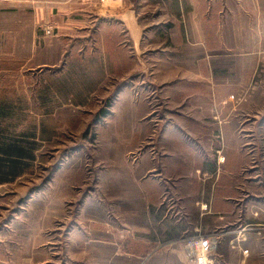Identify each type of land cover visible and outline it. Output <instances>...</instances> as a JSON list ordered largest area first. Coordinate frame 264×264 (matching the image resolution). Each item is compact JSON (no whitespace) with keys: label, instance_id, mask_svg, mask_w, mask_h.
<instances>
[{"label":"rangeland","instance_id":"374dc122","mask_svg":"<svg viewBox=\"0 0 264 264\" xmlns=\"http://www.w3.org/2000/svg\"><path fill=\"white\" fill-rule=\"evenodd\" d=\"M86 1L0 0V137L25 151L0 167V264H182L171 253L144 263L118 255L119 237L132 241L148 220L137 199L145 165L141 185L164 211L156 225L179 228L170 247L186 249L184 264L188 244L203 238L205 264H264V19L249 0H221L205 25L186 26L187 42L168 40L165 26L156 42L145 37L139 66L130 46L118 47L127 35L97 22L107 0ZM177 78L215 84L235 125L221 155L198 150L206 160L197 169L167 159L181 150L167 149L165 130L173 110L215 120L165 92ZM199 195L208 203L194 233Z\"/></svg>","mask_w":264,"mask_h":264},{"label":"crops","instance_id":"0c3cea01","mask_svg":"<svg viewBox=\"0 0 264 264\" xmlns=\"http://www.w3.org/2000/svg\"><path fill=\"white\" fill-rule=\"evenodd\" d=\"M70 1L71 5L69 7L71 9H80L91 5V2L86 0H76V2L69 0V3ZM221 3V0H107L105 4L100 5L105 9H100V17L97 22L102 24L104 28H112L113 36L115 35L114 31L117 32L116 37L119 40L123 39L124 34H126L128 40H121L118 47H124L123 44L130 46L129 48L135 59L139 63V66H141L142 44L145 37L148 38L151 43L156 42V40L161 38V35L163 34L160 27L165 26L167 28L166 38L168 40L172 37V40L181 43L187 42L190 39V32H187L186 26L199 27L205 25L203 20L204 18H207L208 12L210 10L220 9ZM147 7L149 8V13L144 12V10H147ZM249 11H252L257 17L260 16L263 20L264 0H249ZM252 16L253 15L249 13V17ZM145 26L151 27L150 30L148 29V31H146L144 28ZM194 32L199 34L198 29H195ZM192 39L194 40V38ZM115 40L112 39V41ZM123 47L118 48L117 51L112 50V53L125 52ZM151 52H153L151 54L156 56L158 54L155 51ZM73 55L74 53L71 54L70 57ZM76 56L81 59L83 57H89V54H77ZM110 57L113 58L114 55L111 54ZM70 72L72 73V71ZM186 81L189 80H186L185 78L175 79L173 82L165 85V92L169 93L174 100L179 101L184 107L183 110L188 109L192 111L193 109V111L195 110L197 113L198 111L207 113L209 114L210 119L215 120V123H206L204 121L205 117L199 120V118H194V116L185 114L181 110L172 111L173 117L169 121L172 123L169 124L165 130V138L168 141H166V144L168 143L167 149H180L181 154H172V156L168 155L166 157L182 170H187L189 168L197 169V161L206 160L205 155H198L200 153L198 152L199 149H217L216 152L221 155L223 149H228V142L226 143L224 140L232 135L234 137L236 136L235 125L232 124L231 121L233 120L230 119L231 114L228 113L225 115L226 118H224L222 113H220L225 100H223L221 94L217 92L215 84L207 87L199 83H189ZM124 83L123 79L119 85L124 87ZM137 86H142V83L140 82ZM199 138H203V140H198ZM206 139H210V142H207ZM185 152L190 153L188 154L190 155L189 159L185 155ZM191 153L193 154L192 156ZM219 158L218 163L221 166L223 160L221 156H219ZM210 162L212 165L216 164L215 157L212 158ZM146 168V165L141 167L140 172L137 174V177L141 178L139 187L140 190H142L137 199L139 202H145L146 205H140V215L141 217L148 218V220H145L146 224H139L134 227L132 241L129 240L128 242L126 239L122 240V237H119L117 243L118 255L132 256L135 260L139 261V263H144L148 260L164 259V254L171 253L175 259H179L180 263L184 264V250L186 249L181 246H173L174 248L170 247L173 243L171 240L176 238L173 234H176L179 231V228L172 227L170 228L171 230L167 232L165 227H159L156 225L158 224V221L163 218L164 211H160L158 208L160 197L154 193L144 192V185H141L143 177L142 172ZM194 179L198 182L197 178ZM143 180L144 182L147 181L146 178ZM210 180L207 181H209L211 191H214V188L222 187L221 185L217 187L219 177L216 182ZM225 200V198H221V200L217 199L215 205L211 202L210 209H213L214 206L215 209L222 208L223 204L221 202H225ZM193 201L194 206L198 208V211H194L193 215L197 220L193 226V232L199 233L204 230V226L202 223L201 225L199 224L198 219L205 216L203 210L206 209L208 200H206L205 196L199 195ZM218 213H221L220 215L223 214L220 211ZM190 216L191 215H189V217ZM172 231L175 233H172ZM165 246H169L170 250H165ZM161 250H164V252ZM182 253H184V255H182Z\"/></svg>","mask_w":264,"mask_h":264},{"label":"built area","instance_id":"2783aa9c","mask_svg":"<svg viewBox=\"0 0 264 264\" xmlns=\"http://www.w3.org/2000/svg\"><path fill=\"white\" fill-rule=\"evenodd\" d=\"M206 245L207 244L204 238L197 241H192L188 244V248H190L188 255L190 264H205L207 251L212 248L211 247L207 250Z\"/></svg>","mask_w":264,"mask_h":264},{"label":"trees","instance_id":"16d2710c","mask_svg":"<svg viewBox=\"0 0 264 264\" xmlns=\"http://www.w3.org/2000/svg\"><path fill=\"white\" fill-rule=\"evenodd\" d=\"M25 155L23 149L14 148L11 149L6 142L0 137V167L4 165L7 166L11 163L17 164L20 162V157ZM12 156L19 157V159H12Z\"/></svg>","mask_w":264,"mask_h":264}]
</instances>
